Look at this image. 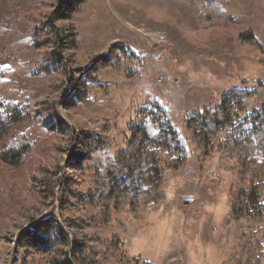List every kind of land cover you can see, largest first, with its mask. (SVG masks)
<instances>
[{
    "label": "rangeland",
    "instance_id": "obj_1",
    "mask_svg": "<svg viewBox=\"0 0 264 264\" xmlns=\"http://www.w3.org/2000/svg\"><path fill=\"white\" fill-rule=\"evenodd\" d=\"M0 68L22 115L9 136L30 140L20 165L0 160V264H235L259 230L264 246V225L231 213L239 180L216 147L168 160L164 197L146 209L77 193L82 132L114 152L134 144L138 159L153 147L140 133L152 101L179 132L184 116L224 101L239 117L262 106L264 0H0ZM235 89L248 92L240 105ZM49 217L57 243L30 245Z\"/></svg>",
    "mask_w": 264,
    "mask_h": 264
},
{
    "label": "trees",
    "instance_id": "obj_2",
    "mask_svg": "<svg viewBox=\"0 0 264 264\" xmlns=\"http://www.w3.org/2000/svg\"><path fill=\"white\" fill-rule=\"evenodd\" d=\"M209 7L222 13L216 4ZM8 76L7 70L0 68V160L17 166L28 151L30 140L27 132L9 136L22 115L13 98L15 85L5 80ZM247 96V91L235 89L228 99L240 105ZM224 103L184 116L185 128L179 132L173 128L162 104L152 101L143 113L140 133L153 147L144 150L138 159L134 144L127 151L114 152L107 136L96 131L82 132L81 166L88 173L83 188L77 192L79 197L88 201L100 198L107 206L114 204L116 208L155 206L164 197L162 179L168 160H188L193 147L205 151L216 147L221 151L220 167L235 172L239 180L230 189L232 215L236 219L248 216L264 225V103L242 117L228 114ZM242 159L248 160L247 169L239 167ZM54 223L50 217L34 223L30 245L42 248L55 245L60 234ZM259 231H255L257 237L251 240L252 244L249 240L245 245L247 259L238 258L235 264L261 263L264 246Z\"/></svg>",
    "mask_w": 264,
    "mask_h": 264
},
{
    "label": "built area",
    "instance_id": "obj_3",
    "mask_svg": "<svg viewBox=\"0 0 264 264\" xmlns=\"http://www.w3.org/2000/svg\"><path fill=\"white\" fill-rule=\"evenodd\" d=\"M155 42H160L164 39V37L161 34H155V36L153 37ZM152 47V45H149V47L147 48V51H150V48ZM162 52H156L155 54H153V56L157 57L160 56Z\"/></svg>",
    "mask_w": 264,
    "mask_h": 264
},
{
    "label": "water",
    "instance_id": "obj_4",
    "mask_svg": "<svg viewBox=\"0 0 264 264\" xmlns=\"http://www.w3.org/2000/svg\"><path fill=\"white\" fill-rule=\"evenodd\" d=\"M190 200H191L190 198H184V199H183V202H184L185 204H187Z\"/></svg>",
    "mask_w": 264,
    "mask_h": 264
}]
</instances>
